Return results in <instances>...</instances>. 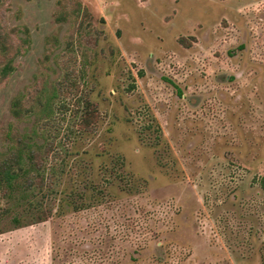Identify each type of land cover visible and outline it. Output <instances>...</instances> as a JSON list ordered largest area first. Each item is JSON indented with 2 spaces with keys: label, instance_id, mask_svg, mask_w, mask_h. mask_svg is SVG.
<instances>
[{
  "label": "rangeland",
  "instance_id": "374dc122",
  "mask_svg": "<svg viewBox=\"0 0 264 264\" xmlns=\"http://www.w3.org/2000/svg\"><path fill=\"white\" fill-rule=\"evenodd\" d=\"M0 33V69L14 68L0 77V151L13 127L36 129L39 142L108 154L97 171L121 154L117 170L143 180L136 194L117 184L96 208L18 228L0 195V264H55L68 234L63 247L81 256L102 241L109 264L143 240L152 247L126 264H264V0H0ZM16 96L33 111L15 117ZM86 98L96 132L72 144Z\"/></svg>",
  "mask_w": 264,
  "mask_h": 264
},
{
  "label": "trees",
  "instance_id": "16d2710c",
  "mask_svg": "<svg viewBox=\"0 0 264 264\" xmlns=\"http://www.w3.org/2000/svg\"><path fill=\"white\" fill-rule=\"evenodd\" d=\"M0 51L5 56L10 49L5 37L0 33ZM12 60L0 69V77L4 79L13 71ZM58 95L54 89L50 98L43 104L44 110L53 111V101ZM83 106L80 104L78 110H74V128L67 136L70 142L75 144L77 139L83 143L88 137L96 132L99 112L90 99H84ZM82 102V100L80 101ZM61 108H66V102L60 101ZM33 109H23L22 96H16L11 105V112L15 117H21ZM12 128V126H11ZM14 128V127H13ZM10 129L7 134L9 144L5 151H0V195L6 200L7 206L4 213H12V223L15 228L35 223L48 221L52 218H63L68 214L87 211L107 202L111 197H117L113 187L118 184L121 191L128 194H136L140 191L138 186L143 181L133 177L131 172L118 171L124 168L126 160L123 155H113L111 162L102 160L98 171L95 162L99 157L104 158L108 154H94L87 147L84 150L66 148L64 145H56V138L50 134H42V142L34 137L38 132L33 130L32 134L14 133ZM160 130V129H159ZM155 144H160L157 140ZM65 153L63 156L62 153ZM264 189V177L262 178ZM140 183V184H139ZM122 185V186H121ZM74 240V239H73ZM70 234L61 238V243L56 239L53 247L54 255L52 261L55 264H73L74 259L81 257L83 264H109L106 263L105 249L100 248L81 252L77 247H63L62 242L72 243ZM74 242L78 243V239ZM152 240H143L131 253H120L115 264H126L127 254L132 262H139L140 258L134 253L152 247ZM157 243V248H164L169 243L162 240ZM164 252L158 251L155 255L158 261H163ZM84 259V260H83ZM129 264V263H127Z\"/></svg>",
  "mask_w": 264,
  "mask_h": 264
}]
</instances>
